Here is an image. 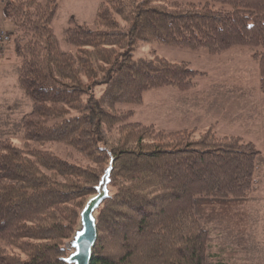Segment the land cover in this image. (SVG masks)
I'll return each instance as SVG.
<instances>
[{"label": "trees", "instance_id": "obj_1", "mask_svg": "<svg viewBox=\"0 0 264 264\" xmlns=\"http://www.w3.org/2000/svg\"><path fill=\"white\" fill-rule=\"evenodd\" d=\"M59 1H4L22 98L0 105V264H65L62 247L96 194L107 150L111 197L97 212L91 264H231L248 253L246 207L263 162L256 146L213 127L133 123L134 111L120 107L143 105L152 90L189 91L205 75L156 54L135 60L139 43L211 56L248 48L264 94V0H102L93 27L69 19L72 50L54 30ZM49 144L85 162L62 159ZM213 234L226 241L220 255Z\"/></svg>", "mask_w": 264, "mask_h": 264}, {"label": "rangeland", "instance_id": "obj_2", "mask_svg": "<svg viewBox=\"0 0 264 264\" xmlns=\"http://www.w3.org/2000/svg\"><path fill=\"white\" fill-rule=\"evenodd\" d=\"M173 1L187 2L186 0ZM101 3L102 0L59 1V16L54 23V30L65 50H72L71 46L67 47L64 41V31L68 27L69 19L74 17L80 23L93 27ZM0 26L6 31L11 30L1 4ZM9 31L5 35L10 38V41L2 45L5 50L4 55L13 44ZM155 54L171 63H189L194 71L205 75L197 77L196 86L189 91L182 92L175 88L152 90L144 94L143 105H124L120 108L134 111L131 120L133 123L154 125L158 129L164 128L170 132L194 128L206 130L213 127L217 137H238L256 146L263 162L261 169L255 175L260 186L257 192L249 196L252 201L246 207L250 222L248 232L250 250L248 253H240L237 259L231 261V264H264V94L260 91L259 65L253 58V53L248 48L238 47L221 55L211 56L204 50L196 52L174 49L161 44L144 43H139L133 53L135 60L150 59ZM9 61L7 82L9 87L16 85L12 96V100L16 101L22 98V93L17 87L16 75V69L21 62L15 55ZM4 90L5 87H2V91ZM23 103L27 102L23 101ZM1 105H3L2 100ZM23 107L25 111L29 110L28 105ZM4 111L6 109L1 108L0 112ZM15 144L23 147L21 139L17 138ZM44 149L62 159L76 161L79 164L85 162V159L75 151L62 145L49 144ZM78 221L79 217L76 228ZM213 239V253L220 255L219 247L226 241L224 238L218 239V234H213ZM232 248L228 244L227 252H230ZM69 254L70 251H67L66 257Z\"/></svg>", "mask_w": 264, "mask_h": 264}, {"label": "water", "instance_id": "obj_3", "mask_svg": "<svg viewBox=\"0 0 264 264\" xmlns=\"http://www.w3.org/2000/svg\"><path fill=\"white\" fill-rule=\"evenodd\" d=\"M107 152L110 157V163L95 188L96 194L89 197L85 202L73 237L62 248L64 253L70 251V254L62 259L65 264H91L92 262L93 252L98 239L97 212L102 208L104 202L111 197L109 187L112 182L111 176L115 159L110 151L107 150Z\"/></svg>", "mask_w": 264, "mask_h": 264}, {"label": "crops", "instance_id": "obj_4", "mask_svg": "<svg viewBox=\"0 0 264 264\" xmlns=\"http://www.w3.org/2000/svg\"><path fill=\"white\" fill-rule=\"evenodd\" d=\"M4 1L5 0H0V4L4 7ZM1 27V26H0ZM14 58V54L10 48L7 49L6 54L0 59V105H1V100L4 103H6V99H12L14 91H15V86L9 87V83L7 82L8 76H7V70L10 67V59ZM15 80V78H14ZM2 87H5V90L2 91ZM4 97V98H3ZM3 98V99H1ZM142 124V123H141ZM154 126V125H153ZM199 129V128H198ZM162 131H167L170 132L169 130L166 129H159ZM179 130H176L174 132H177ZM185 131V130H184Z\"/></svg>", "mask_w": 264, "mask_h": 264}, {"label": "built area", "instance_id": "obj_5", "mask_svg": "<svg viewBox=\"0 0 264 264\" xmlns=\"http://www.w3.org/2000/svg\"><path fill=\"white\" fill-rule=\"evenodd\" d=\"M6 31H4L1 27H0V52L2 51V45L5 44L6 42L10 41V38L5 35ZM1 55V54H0Z\"/></svg>", "mask_w": 264, "mask_h": 264}]
</instances>
